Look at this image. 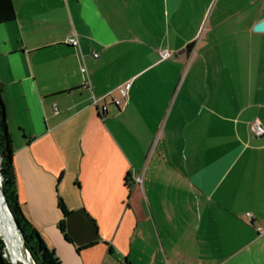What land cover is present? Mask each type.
<instances>
[{"label":"crops","instance_id":"crops-1","mask_svg":"<svg viewBox=\"0 0 264 264\" xmlns=\"http://www.w3.org/2000/svg\"><path fill=\"white\" fill-rule=\"evenodd\" d=\"M12 3L17 196L60 264H264V0Z\"/></svg>","mask_w":264,"mask_h":264},{"label":"trees","instance_id":"trees-1","mask_svg":"<svg viewBox=\"0 0 264 264\" xmlns=\"http://www.w3.org/2000/svg\"><path fill=\"white\" fill-rule=\"evenodd\" d=\"M15 10L12 0H0V22L13 19ZM0 173L2 176V190L13 217L21 229L23 245L29 251L33 264H60L52 248H49L34 225L26 218L18 201L16 176L13 164V151L11 138L7 131L3 102L0 96ZM61 208L66 212L63 204ZM59 227L63 231V220L59 221ZM1 233V232H0ZM4 240L0 236V264H13L3 255Z\"/></svg>","mask_w":264,"mask_h":264},{"label":"bare ground","instance_id":"bare-ground-1","mask_svg":"<svg viewBox=\"0 0 264 264\" xmlns=\"http://www.w3.org/2000/svg\"><path fill=\"white\" fill-rule=\"evenodd\" d=\"M14 227L17 229V226L15 225L10 213L8 212V210L6 209L3 203V199L0 193V230H1L0 235L5 239L6 244L8 245L9 253L12 254L13 257L16 259L17 263L14 258L13 259L11 258V260L15 264H19L20 262L22 263L24 262V264H31L32 261L27 254H26V260H27L26 263V260L23 255L24 252L22 247L19 245L17 241V233Z\"/></svg>","mask_w":264,"mask_h":264},{"label":"built area","instance_id":"built-area-1","mask_svg":"<svg viewBox=\"0 0 264 264\" xmlns=\"http://www.w3.org/2000/svg\"><path fill=\"white\" fill-rule=\"evenodd\" d=\"M63 41L66 42V43H69V44H71L73 46H78L79 45V41H78L77 35L74 32H72L70 34H67L65 36V38L63 39ZM169 53L170 52H169V50L167 48L161 49V55L162 56L168 55ZM92 54L94 56H96L97 52L93 51ZM81 56H83V54H81ZM80 70L82 72L86 73V67H85L84 64H82L80 66ZM88 82H89L88 79H86V83H88ZM130 84H131L130 80H125L124 82H122L120 84L119 88H120V91H121V97L114 98L115 104L119 105L121 103H124L127 100ZM93 102H96V99H93ZM250 123H251V127H252L253 131L256 134L264 133V127L262 126L261 122L257 118H254L253 120H251ZM137 179H139V178L137 177ZM246 214H247V216L249 218L252 217V213L251 212H246ZM256 229H257V232L259 234H264V223L256 225Z\"/></svg>","mask_w":264,"mask_h":264},{"label":"water","instance_id":"water-1","mask_svg":"<svg viewBox=\"0 0 264 264\" xmlns=\"http://www.w3.org/2000/svg\"><path fill=\"white\" fill-rule=\"evenodd\" d=\"M253 28L255 30H264V18H262L261 20H259L258 22H256L253 26ZM1 179H2V176H1V173H0V193H1V196H2V199H3V203L6 207V209L8 210V212L10 213L15 225L17 226V229L19 230L20 234L22 235L21 233V229L20 227L18 226L15 218L13 217L11 211L9 210L8 208V205H7V202H6V199H5V196H4V193H3V190H2V185H1ZM3 238V237H2ZM25 251H26V254L30 257V254H29V251L25 248ZM12 261V260H11ZM13 262V261H12ZM14 263V262H13ZM15 264V263H14Z\"/></svg>","mask_w":264,"mask_h":264},{"label":"rangeland","instance_id":"rangeland-1","mask_svg":"<svg viewBox=\"0 0 264 264\" xmlns=\"http://www.w3.org/2000/svg\"><path fill=\"white\" fill-rule=\"evenodd\" d=\"M15 228V227H14ZM16 229V228H15ZM0 232H1V230H0ZM16 233H17V241H18V243H19V245L22 247V249H23V255H24V258H25V260H26V251H25V247H24V245H23V238H22V235L20 234V232L16 229ZM3 235V234H2ZM1 236V235H0ZM2 237V236H1ZM3 240H4V243H5V245H4V253H3V255L4 256H6L8 259H9V261L11 262V263H13L12 261H11V258L13 259L14 257H13V255L12 254H10L9 253V250H8V245L6 244V241H5V239L4 238H2ZM15 259V258H14ZM31 259V258H30ZM15 261H16V259H15ZM16 263H17V261H16ZM26 263H27V260H26ZM14 264V263H13ZM19 264H24V262L22 263V262H20ZM31 264H33L32 262H31Z\"/></svg>","mask_w":264,"mask_h":264}]
</instances>
